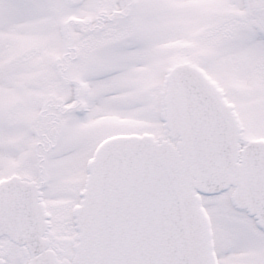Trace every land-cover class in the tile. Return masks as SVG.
<instances>
[{"label":"snow or ice","instance_id":"6c2138e0","mask_svg":"<svg viewBox=\"0 0 264 264\" xmlns=\"http://www.w3.org/2000/svg\"><path fill=\"white\" fill-rule=\"evenodd\" d=\"M0 264H264V0H0Z\"/></svg>","mask_w":264,"mask_h":264}]
</instances>
